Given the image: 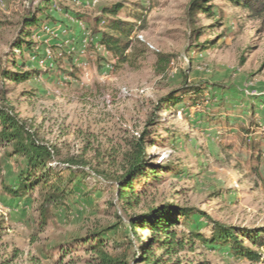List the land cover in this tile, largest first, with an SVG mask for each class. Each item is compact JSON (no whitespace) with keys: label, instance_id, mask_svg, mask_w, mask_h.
I'll return each instance as SVG.
<instances>
[{"label":"rangeland","instance_id":"374dc122","mask_svg":"<svg viewBox=\"0 0 264 264\" xmlns=\"http://www.w3.org/2000/svg\"><path fill=\"white\" fill-rule=\"evenodd\" d=\"M119 2L120 17L138 7L144 13L136 31L143 42L132 34L135 56L115 65L91 30L102 8ZM188 2L0 0V65L29 73L23 81L0 79V102L56 148L53 166L64 175L66 159L86 162L65 205L40 208L37 191L13 198L5 190L19 185L20 167L0 146V264H86L89 254L74 240L96 229L106 231L111 253L130 260L145 232L133 234L128 218L163 202L198 211L179 234L210 237L214 221L264 226V17L214 1L211 14L197 12L192 23ZM31 13L41 20L29 37L33 48L17 50L22 18ZM159 53L170 61L155 68ZM190 86L200 88L197 104L188 95L162 101ZM143 129L146 165L158 168L159 179L135 182L128 204L119 200L117 178L128 141ZM176 257L181 264H264L199 241Z\"/></svg>","mask_w":264,"mask_h":264},{"label":"trees","instance_id":"16d2710c","mask_svg":"<svg viewBox=\"0 0 264 264\" xmlns=\"http://www.w3.org/2000/svg\"><path fill=\"white\" fill-rule=\"evenodd\" d=\"M214 1H222L242 8L250 18L264 17V0H189L186 15L190 22H194L193 16L197 12L211 14V3ZM123 8L121 2L104 6L101 17L94 21L91 30L93 34H98V43L104 48L107 56L114 60L115 65L126 63L135 56V46L131 36L141 29L144 23V13L137 11L140 10L139 7L124 11V17H120ZM40 23L41 20L35 13L22 18L23 37L15 43L17 50H22L24 47L32 50L33 42L29 37L32 36V30L39 28ZM127 51H129L128 54H126ZM157 56L155 68L161 63L166 65L170 61L169 55L159 53ZM28 75L27 72L11 71L0 65V79L17 82L28 79ZM186 95L189 96L188 100L191 104H197L201 95L200 88L181 87L162 101L179 102L181 96ZM146 135L147 131L143 129L136 137L128 141L123 156L124 170L117 178L119 200H126L128 204L132 202L131 196L134 193L135 182L159 179L158 168L146 165ZM0 146L5 148L6 156L16 158L20 167L19 185L4 186L5 190L13 198L25 194L33 195L37 191L40 208L64 206L66 198L75 192L76 187L73 185L75 171L86 166V162L82 159L78 161L72 158L66 159L63 164L69 173L64 175V170L53 166L55 156L58 155L56 148L40 140L26 121L20 119L4 102H0ZM56 165H58L57 162ZM166 168L165 171L168 172L170 167ZM147 170L150 172L149 175H146ZM195 212L198 211L163 202L132 214L128 218L130 231L136 235V230L140 229L145 232V236L143 240L137 237L138 249L130 260L126 254H113L109 251L110 245L104 238L106 233L104 230L96 229L75 239L74 242L78 245L74 248H81L89 254L86 264H181L178 257L176 259L172 257L182 251H193L196 242L199 241L206 248L229 249L234 255L247 258L252 262H264V226L240 229L214 221L210 237L193 229L187 234H179L177 227L187 222ZM1 230L0 222V233Z\"/></svg>","mask_w":264,"mask_h":264},{"label":"crops","instance_id":"0c3cea01","mask_svg":"<svg viewBox=\"0 0 264 264\" xmlns=\"http://www.w3.org/2000/svg\"><path fill=\"white\" fill-rule=\"evenodd\" d=\"M75 26H77L76 29H75V32H77L78 35H81V33H80V27H78L79 25H76V23H74V24L72 25V27L75 28Z\"/></svg>","mask_w":264,"mask_h":264},{"label":"built area","instance_id":"2783aa9c","mask_svg":"<svg viewBox=\"0 0 264 264\" xmlns=\"http://www.w3.org/2000/svg\"><path fill=\"white\" fill-rule=\"evenodd\" d=\"M135 33H136V32H134V34H135ZM136 38H138L140 41L143 42V40H142V36H141L140 34L136 33ZM48 57H50V56L48 55Z\"/></svg>","mask_w":264,"mask_h":264}]
</instances>
